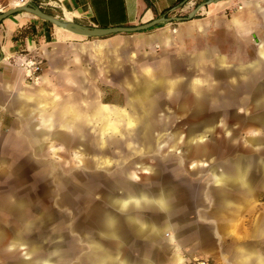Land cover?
I'll return each mask as SVG.
<instances>
[{
  "label": "crops",
  "instance_id": "crops-1",
  "mask_svg": "<svg viewBox=\"0 0 264 264\" xmlns=\"http://www.w3.org/2000/svg\"><path fill=\"white\" fill-rule=\"evenodd\" d=\"M30 1L32 5L57 18L89 26L111 27L137 25L163 14L182 16L176 13L188 14L204 0ZM0 5L3 6V11L15 6L13 0H0ZM234 5H241V10L230 19L233 35L238 37L240 43L243 39L252 41L256 49L254 61L247 67H242L243 75L248 79L246 85L249 92L253 85L258 90L257 93L262 95L264 0H221L210 3L196 12L195 15L201 14L202 17L160 23L147 30L131 32L133 36L118 33L96 38L81 36L28 11H17L3 18L0 21V166L10 165L18 150L40 152L44 149L42 145L46 139H55L59 146L69 149L83 144L80 140L85 136L92 135L95 140V135H98L102 136L101 140H105L103 136L107 134H135L133 130L141 116L133 111L131 106L134 103L130 104L128 111L110 107L106 103H100L98 107L94 104L97 74L106 73L113 68L122 70V61L127 60L128 51L120 48L119 42L128 37H136L143 49L153 50L155 58L164 60L169 65L170 61H185L192 39L199 38L204 33L207 35L208 28L214 25L225 23L221 11ZM29 56L42 60L41 71L35 79L27 76L21 64ZM97 67L99 70H96ZM209 71L218 74L217 70ZM233 72L234 70H229L226 74ZM186 78L184 86H195L190 81L189 74ZM127 82V77H124L119 84ZM135 86L131 89L132 100L143 108L147 93L154 86L151 83L144 84L143 80ZM238 87L237 85L236 89ZM253 101L264 104V99ZM98 116L101 124L97 126ZM109 117L133 126L130 129L125 126L119 128ZM260 121L264 124V119ZM210 129L212 127H206L195 134L188 130V135L190 138L203 137ZM202 148L201 145L195 146L196 150ZM84 149L95 157V141L91 143L88 140ZM260 154L262 153L250 151L237 155L229 164H212L209 170L216 186L213 187L209 200L215 208L204 205L192 212L182 205V195L187 196L188 193L180 189L179 181L185 176L175 180L172 178L174 176L163 175L159 168L154 169L155 176L151 182L134 181L128 171L120 170L111 174L98 200L95 198V182L91 178L84 182L79 177H74L72 196L82 198L83 203L73 210V217L88 214L90 224L72 226V243L77 246V251L70 256L67 264H84L83 257L88 245L82 241L81 233L86 228L89 232H94L90 243L102 245L105 250L101 256L94 255L89 263L186 264L193 258L211 255L215 264H264V212L248 226L235 224L241 211L254 207L252 201H249L254 194L257 174L261 176L259 187L264 188V164L252 165L247 177L240 172L233 177L224 174V170L231 168L239 156L255 155L262 162L264 157ZM85 166L93 169L95 161H88ZM213 166L217 168L213 170ZM123 175L137 185L138 190L118 198L121 226H95L108 182ZM164 188L169 190L165 191ZM234 193L239 194L238 199L233 196ZM11 207L16 213L25 214L19 198H14ZM45 213L47 211H30L29 214ZM30 219L12 238L5 239L4 233L0 232V247H18L14 244L15 238L27 232L26 226H29ZM215 239H218L216 246ZM207 240L206 245L201 243ZM22 246L28 248L24 257L13 256L6 264H14L19 258L23 260L22 264H30V246L24 243L19 245Z\"/></svg>",
  "mask_w": 264,
  "mask_h": 264
},
{
  "label": "rangeland",
  "instance_id": "rangeland-1",
  "mask_svg": "<svg viewBox=\"0 0 264 264\" xmlns=\"http://www.w3.org/2000/svg\"><path fill=\"white\" fill-rule=\"evenodd\" d=\"M240 6L223 9L221 15L225 23L214 25L208 28L207 35L204 33L192 39L185 61H170L171 65L155 58L153 50L143 49L136 37L122 39L119 45L127 49V60L122 61V70L113 68L97 74L94 104L98 107L100 103H106L128 111L131 103L138 105L132 100L131 89L141 80L144 84L151 83L155 89L147 93L144 103L154 101L159 106L156 117L150 122L152 128L142 140L133 133H112L103 136L105 140L98 135H95V140L92 135L85 136L79 146H72L69 142L68 145L74 147L69 149L59 146L55 139H46L40 152L16 151V158L10 165L0 166V232L4 233L5 239L21 231L19 229H23L31 217L41 216L29 214L30 211L67 212L66 224L69 228L73 225L88 226V214L76 217L72 214L83 203L82 198L72 196L73 178L79 177L84 182L91 178L95 182V198L98 200L108 176L120 170L128 171L131 179L139 182H151L155 176L154 169L158 168L163 175L174 176L175 180L185 176L178 180L180 189L188 193L187 196L182 195L183 207L191 212L204 205L215 208L209 200L216 186L209 167L212 164H229L237 155L250 151L261 152L260 156L264 157V124L260 121L264 119L261 118L264 104L253 101L264 99V94L259 95L253 85L249 92L246 85L248 79L242 72V67H247L255 59V45L247 39H241L240 43L233 35L230 22L232 15L241 10ZM202 16L197 14L193 18ZM118 34L133 36L131 33ZM96 70H99L98 67ZM209 70H217L218 74ZM227 70L234 72L226 74ZM187 74L195 86L183 85ZM124 77L128 82L119 84ZM96 118L98 126L101 120L99 116ZM108 119L119 128L125 126L130 129L133 126L118 122L115 117ZM202 125L212 129L203 137L190 138L188 130ZM88 140L91 143L95 141V157L84 149ZM197 145L203 148L196 150ZM88 161H95L93 169L85 166ZM255 182L254 194L249 201L254 207L239 213L236 226H248L264 212V188L259 187V174ZM233 196L239 198L237 193ZM14 198L22 201L25 214H18L12 209ZM56 224L55 221L51 225ZM72 238L70 232L71 257L77 251ZM208 241L201 243L206 245ZM217 242L218 239H215V246ZM27 250V246L0 247V264L9 263L13 256L24 257ZM204 257H209L215 264L213 256Z\"/></svg>",
  "mask_w": 264,
  "mask_h": 264
},
{
  "label": "water",
  "instance_id": "water-1",
  "mask_svg": "<svg viewBox=\"0 0 264 264\" xmlns=\"http://www.w3.org/2000/svg\"><path fill=\"white\" fill-rule=\"evenodd\" d=\"M221 0H204L193 8L186 16H165L164 14L153 18L147 22H143L137 25L131 26H111V27H97L89 26L78 23L73 20H65L62 18H57L51 14L46 13L40 7L34 6L32 4H26L23 6H14L0 12V21L6 16L15 13L17 11H28L32 14L54 24L66 30H69L75 34L86 36V37H102L115 33H131L137 31L147 30L153 26L160 23L170 22V21H181L192 19L199 8L208 5L210 3H216ZM154 87L148 92H153ZM145 105V108H144ZM133 106L135 108H133ZM133 111L142 112L140 114V119L135 126L134 131L136 132V138L143 139L144 136L152 128L151 120L155 118V113L158 109V105L154 101L147 102L142 106L132 104ZM141 110V111H140ZM147 110L149 113H145ZM206 127L202 125L197 128L189 129L190 133L195 134ZM146 145V144H145ZM260 161V160H259ZM255 155L249 156H239L235 159L234 164L231 168H226L224 174L226 176H236L238 173H242L246 177L248 176L249 168L252 165H262L264 161L259 162ZM217 167L213 166L212 169L215 170ZM168 191L169 188H164ZM138 190V186L133 184L128 180L126 176H117L108 182L107 188L103 192L101 206L97 213V222L95 226H121V211L119 209V199L122 196L131 195L133 192ZM67 213H57V212H47L39 217H32L30 219L29 226H26L27 232L24 234H19L16 236L14 244L19 246L24 243L30 246L31 258L30 264H67L70 259V246H69V233L72 232V226L69 228L66 224ZM115 219V222H114ZM57 222L55 226L51 224ZM93 225V224H92ZM94 232H89L88 228L81 233L82 241L87 243L88 248L83 257L84 264H94L89 263L94 255L101 256L104 254V246L91 244L90 241L93 238ZM90 244V246H89ZM22 259H17L14 264H22ZM105 264V263H98Z\"/></svg>",
  "mask_w": 264,
  "mask_h": 264
},
{
  "label": "built area",
  "instance_id": "built-area-1",
  "mask_svg": "<svg viewBox=\"0 0 264 264\" xmlns=\"http://www.w3.org/2000/svg\"><path fill=\"white\" fill-rule=\"evenodd\" d=\"M31 4L30 0H13L15 6H23ZM3 11V6L0 5V12ZM22 66L26 70V74L30 79H35L42 68V60L33 56L26 57L22 62ZM186 264H214L209 257H197L193 258Z\"/></svg>",
  "mask_w": 264,
  "mask_h": 264
},
{
  "label": "trees",
  "instance_id": "trees-1",
  "mask_svg": "<svg viewBox=\"0 0 264 264\" xmlns=\"http://www.w3.org/2000/svg\"><path fill=\"white\" fill-rule=\"evenodd\" d=\"M153 27H155V26H153ZM153 27H151V28H153ZM150 29V28H149Z\"/></svg>",
  "mask_w": 264,
  "mask_h": 264
}]
</instances>
